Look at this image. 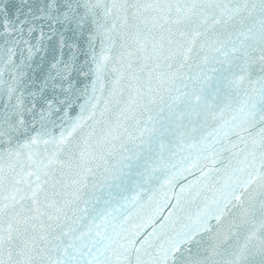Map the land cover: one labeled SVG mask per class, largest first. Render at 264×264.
I'll return each instance as SVG.
<instances>
[{
    "label": "snow or ice",
    "instance_id": "snow-or-ice-1",
    "mask_svg": "<svg viewBox=\"0 0 264 264\" xmlns=\"http://www.w3.org/2000/svg\"><path fill=\"white\" fill-rule=\"evenodd\" d=\"M0 264H264V0H0Z\"/></svg>",
    "mask_w": 264,
    "mask_h": 264
}]
</instances>
